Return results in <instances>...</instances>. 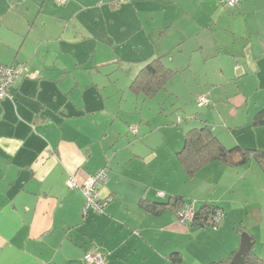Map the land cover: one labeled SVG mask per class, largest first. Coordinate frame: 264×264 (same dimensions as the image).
Wrapping results in <instances>:
<instances>
[{
    "label": "crops",
    "instance_id": "0c3cea01",
    "mask_svg": "<svg viewBox=\"0 0 264 264\" xmlns=\"http://www.w3.org/2000/svg\"><path fill=\"white\" fill-rule=\"evenodd\" d=\"M225 2L0 0V64L24 68L0 99V264H86L88 251L231 264L244 233L245 264L252 251L264 264V163L214 161L190 178L178 156L203 126L227 149L264 151V0ZM158 57L172 80L154 99L134 94ZM104 168L99 194L113 200L97 213L67 181ZM177 198L215 205L218 229L179 223Z\"/></svg>",
    "mask_w": 264,
    "mask_h": 264
},
{
    "label": "trees",
    "instance_id": "16d2710c",
    "mask_svg": "<svg viewBox=\"0 0 264 264\" xmlns=\"http://www.w3.org/2000/svg\"><path fill=\"white\" fill-rule=\"evenodd\" d=\"M172 77V71L164 66L162 59L159 57L153 58L135 78L132 84L131 91L134 94H143L147 99H154L160 92L166 89V85L172 80ZM209 104L205 106H199L198 104V106L207 107L209 106ZM180 123L181 122H179L178 124ZM255 125H264V111L256 117ZM130 132L132 134L136 133L132 132L131 129ZM236 154H239L241 157V160L238 163L233 162V157ZM178 156L183 169L185 170L187 176L190 178H193L201 169L214 161H219L223 164H228L229 166H236L246 163L250 157H254L257 161L264 163V151H250L242 148L227 149L213 134L212 128L208 126L188 128L184 135V146L178 153ZM175 201V204L171 207L179 208L177 210L178 212L181 210H185L187 207H193L195 212L194 218L187 224L202 227L209 226L212 229H218L217 225L219 223L216 224V226L211 223V219H213L214 215L218 212H221L219 211V209H216L217 207L215 205L206 204L203 207L196 209L194 204L189 201L186 202L179 198L175 199ZM169 205L170 204H166L163 206L169 207ZM240 229L241 228L239 227L238 230ZM248 261V264H262L259 257H257L253 251L251 252Z\"/></svg>",
    "mask_w": 264,
    "mask_h": 264
},
{
    "label": "built area",
    "instance_id": "2783aa9c",
    "mask_svg": "<svg viewBox=\"0 0 264 264\" xmlns=\"http://www.w3.org/2000/svg\"><path fill=\"white\" fill-rule=\"evenodd\" d=\"M58 4H66L69 0H55ZM241 0H227L226 9L236 8ZM24 73L23 67H9L0 64V99L10 96V88L19 80V77ZM210 103L206 96H201L198 99L199 106H205ZM132 130V128H131ZM109 181L107 168L101 169L94 175L90 176L82 183H78L75 179L70 178L67 181V187L73 190H80L86 200L85 208H91L94 212L102 213L106 206L113 200L112 197L106 200L102 199L99 194L100 188ZM195 212L193 207H187L177 213L178 221L181 224H187L194 218ZM223 217L222 212H218L211 219V223L216 226ZM213 226V227H215ZM216 230V228H214ZM86 264H106L105 256L97 251H88L84 258Z\"/></svg>",
    "mask_w": 264,
    "mask_h": 264
},
{
    "label": "water",
    "instance_id": "95a60500",
    "mask_svg": "<svg viewBox=\"0 0 264 264\" xmlns=\"http://www.w3.org/2000/svg\"><path fill=\"white\" fill-rule=\"evenodd\" d=\"M251 236L244 233L241 237V246L231 264H245V259L252 248Z\"/></svg>",
    "mask_w": 264,
    "mask_h": 264
},
{
    "label": "rangeland",
    "instance_id": "374dc122",
    "mask_svg": "<svg viewBox=\"0 0 264 264\" xmlns=\"http://www.w3.org/2000/svg\"><path fill=\"white\" fill-rule=\"evenodd\" d=\"M153 104H154V102H153ZM154 109H155V108H154ZM155 111H158V110L155 109ZM158 195H159L160 197L163 198V196H164L165 194H163V193L160 192ZM215 231H216V230H215Z\"/></svg>",
    "mask_w": 264,
    "mask_h": 264
}]
</instances>
